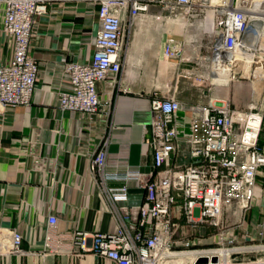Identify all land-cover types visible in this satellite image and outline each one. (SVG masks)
Wrapping results in <instances>:
<instances>
[{"label": "built area", "instance_id": "obj_1", "mask_svg": "<svg viewBox=\"0 0 264 264\" xmlns=\"http://www.w3.org/2000/svg\"><path fill=\"white\" fill-rule=\"evenodd\" d=\"M68 1L71 0H0L4 3L2 29L12 41L11 58L0 64V108L30 102L38 77L37 60L28 53L35 16L47 12L50 3ZM92 1L98 4L99 23L94 51L88 61L64 63L68 88L57 93L61 112L110 115V103L101 99L97 82L119 86L124 65L122 49L130 40L131 27L152 7L160 9L151 12L156 19L161 18L162 11L181 17L187 14L188 19L200 13L206 18L208 11L213 12L211 21L205 23L211 41L202 57L206 70L195 75L199 84L211 83L212 75L223 77L225 73L228 82L244 78L239 65L252 69L264 65L261 0ZM165 41L166 58L183 56L184 44L180 41L184 40L169 35ZM260 69L264 78V66ZM181 108L174 93L152 97L150 136L145 141L152 156L149 171H108V138L92 156L90 172L99 178L107 212L116 222L115 230L92 234L95 253L116 264H166L181 252L185 264H264V243L236 245L237 237L222 217L225 212L239 216L253 202L256 175L264 167V145L258 144L264 123L262 105L250 102L241 109L228 98L209 97L205 103L190 106L188 131L179 128ZM186 157H190L189 163L184 162ZM108 181L124 183L114 187ZM128 182L144 188L139 206L128 204ZM183 218L186 224L181 223ZM47 223L53 228L57 218L50 215ZM198 223L214 228L204 238L213 246H196L203 239H190L189 229ZM263 232L264 221L259 234ZM77 234L84 248L86 234ZM21 240V234L12 230L6 252L25 254ZM179 246L183 250L175 249ZM246 253L262 255L237 259L236 255ZM201 257L208 261L198 263Z\"/></svg>", "mask_w": 264, "mask_h": 264}, {"label": "crops", "instance_id": "obj_2", "mask_svg": "<svg viewBox=\"0 0 264 264\" xmlns=\"http://www.w3.org/2000/svg\"><path fill=\"white\" fill-rule=\"evenodd\" d=\"M97 10L98 4L92 0H71L50 3L47 12L35 16L28 53L37 60L38 77L30 102L0 108V264H116L93 248L92 234L113 231L116 222L107 212L99 178L90 172L92 156L108 138V171L123 173L133 168L147 172L152 167L145 145L150 136L152 97L174 93L182 104L179 128L186 131L190 106L220 97L212 90V84L218 83L216 75L207 86L195 79L206 70L202 57L208 52V41H180L183 56L191 58H166V37L183 40L181 26L180 31L176 26L178 19L183 24L182 17L162 11L156 19L151 12L160 9L152 7L137 18L122 49L119 86L97 82L101 99L110 103V115L61 112L57 93L68 88L63 65L90 60L99 27ZM3 13L4 3L0 2V64L12 56L10 35L2 29ZM239 66L251 74L252 70L248 73L245 66ZM194 88L200 92L196 99L183 96ZM189 161L190 157L184 160ZM123 183L107 182L114 187ZM128 186L135 187L132 182ZM50 215L57 218L53 228L47 223ZM222 217L237 237L236 245L264 243V232L259 234L264 221V167L256 175L250 207L239 216L225 212ZM181 223L186 224L184 218ZM12 230L21 234L25 254L6 252ZM214 231L198 223L190 227L189 237L195 242L203 239L196 246L210 247L213 244L204 238ZM78 232L86 234L84 248ZM257 254L249 253L246 258Z\"/></svg>", "mask_w": 264, "mask_h": 264}, {"label": "rangeland", "instance_id": "obj_3", "mask_svg": "<svg viewBox=\"0 0 264 264\" xmlns=\"http://www.w3.org/2000/svg\"><path fill=\"white\" fill-rule=\"evenodd\" d=\"M213 1V0H212ZM217 1V0H216ZM259 10L262 12L260 15L264 17V0H261V4L259 6ZM204 13H200L195 15L194 17H190L189 19L187 18V14L185 17H182V25L179 23L181 20H177L176 26L178 27L177 31H180V26H181V31H182V36L184 41H211L210 36L207 35L206 32V26L205 23H209L213 17V12L208 11L207 12V17L203 18ZM172 17H175L171 15ZM257 18H260L258 13L255 14ZM203 23V24H202ZM204 25V27H203ZM133 27H131V30H133ZM130 30V32H131ZM208 46V44H206ZM202 49H206V47L201 46ZM261 67L259 66L258 68L252 69V72L250 75H247L243 70H242V75H244V78H239L235 79L233 81L228 82V75H224V79L227 80L225 84H212L213 91L218 92V98H228L230 99V102L238 108L241 109H246L247 105L251 102H256L258 105H262V109L264 110V78L261 77L263 76V72H260ZM254 76L249 77L248 76ZM217 77V76H216ZM183 79L180 77V80ZM204 84L207 83V81L203 82ZM209 83V82H208ZM216 83V82H214ZM202 85V84H201ZM254 85V87H253ZM207 86V84H206ZM207 93V91H205ZM198 94L200 92L194 88V90L191 93H183V96L187 98H192L193 100L198 97ZM262 144L264 145V123L262 127ZM204 246H208L207 243ZM178 250H183V246H179L177 248ZM250 254H255V253H250ZM262 254H257L258 256H261ZM242 256L248 257V254H238L236 255L237 259L240 260ZM250 258V257H249ZM213 261L216 260V258H212ZM250 259H254L253 257Z\"/></svg>", "mask_w": 264, "mask_h": 264}, {"label": "water", "instance_id": "obj_4", "mask_svg": "<svg viewBox=\"0 0 264 264\" xmlns=\"http://www.w3.org/2000/svg\"><path fill=\"white\" fill-rule=\"evenodd\" d=\"M127 192H128V198H129L128 204L130 206H139L143 199L144 188L129 187ZM207 261L208 259L206 257H201L197 260L198 263H206Z\"/></svg>", "mask_w": 264, "mask_h": 264}, {"label": "bare ground", "instance_id": "obj_5", "mask_svg": "<svg viewBox=\"0 0 264 264\" xmlns=\"http://www.w3.org/2000/svg\"><path fill=\"white\" fill-rule=\"evenodd\" d=\"M213 1H216V0H213ZM256 14V13H255ZM255 14H254V17H255V19L256 20H259V18H257L256 16H255ZM149 17H151V16H149ZM148 19V18H147ZM237 54V53H236ZM260 67H263L264 65L262 64V65H259ZM245 68H247L248 69V73L252 70L250 67H247V66H245ZM241 70H243V69H241ZM227 73H225V75H226ZM228 75V74H227ZM217 76V75H216ZM212 78H213V75H212V77H211V83H213L212 82ZM217 78V81L218 82H221V83H218V84H222V83H225V79H224V77H216ZM214 80H215V77H214ZM166 264H185V256H184V253L183 252H181V253H179V255H178V257H176V258H172V260H170V261H167L166 262Z\"/></svg>", "mask_w": 264, "mask_h": 264}, {"label": "trees", "instance_id": "obj_6", "mask_svg": "<svg viewBox=\"0 0 264 264\" xmlns=\"http://www.w3.org/2000/svg\"><path fill=\"white\" fill-rule=\"evenodd\" d=\"M262 130H261V132H260V136H259V139H258V144L260 145V146H263V144H262V140H261V136H262Z\"/></svg>", "mask_w": 264, "mask_h": 264}]
</instances>
